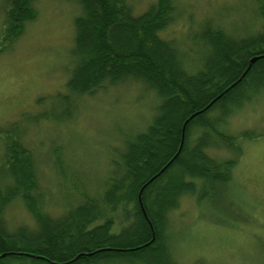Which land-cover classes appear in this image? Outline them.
Returning <instances> with one entry per match:
<instances>
[{
  "label": "trees",
  "instance_id": "1",
  "mask_svg": "<svg viewBox=\"0 0 264 264\" xmlns=\"http://www.w3.org/2000/svg\"><path fill=\"white\" fill-rule=\"evenodd\" d=\"M35 1L2 0L5 47L38 18ZM69 1L81 13L74 21L69 94L60 97L70 104L71 96L133 79L156 93L158 105L145 130L125 133L114 148L99 191L83 189L79 202L69 207L66 201L59 217L47 211L34 155L22 142V124L37 126L49 121L48 114L23 116L0 131V264H175L166 234L169 214L187 197L206 212L220 208L243 142L259 135L253 130L235 135L225 127L264 90V0H251L257 9L250 23L257 31H248L242 21L235 32L245 37L238 40L225 27L230 22L206 19L185 48L161 36L180 15L179 0H155L138 16L130 0ZM194 43L205 48L203 57L193 58ZM66 118L71 117L57 121ZM209 151H228L233 158ZM62 164L58 169L65 174ZM17 199L35 225L9 228L4 212Z\"/></svg>",
  "mask_w": 264,
  "mask_h": 264
},
{
  "label": "rangeland",
  "instance_id": "2",
  "mask_svg": "<svg viewBox=\"0 0 264 264\" xmlns=\"http://www.w3.org/2000/svg\"><path fill=\"white\" fill-rule=\"evenodd\" d=\"M130 2L134 12L141 14L155 0ZM239 2L179 0L177 21L161 36L190 47L193 29H199L206 19L222 24L225 18L236 35L242 21L251 24L246 12L223 17L217 12L222 7L235 8ZM37 7L38 18L27 24L10 47L0 37V131L23 116L48 114L49 121L37 126L22 124V142L34 155L39 183L48 195L47 211L59 217L66 201L69 207L79 202L83 189L99 191L109 174L114 148L121 145L125 133L134 132L130 128L139 132L148 125L158 97L143 82L128 79L116 87L104 86L92 97L71 96L69 104L60 95L69 94L74 21L81 9L69 0H39ZM2 11L0 0V34ZM191 57H187L188 65ZM61 117L71 118L57 121ZM225 128L235 135L246 130L259 135L243 142L245 153L235 167L230 192L219 200L220 208L210 210L206 217L205 208L187 197L169 214L166 234L175 264H264V90L235 112ZM224 153L218 157L233 158ZM61 162L65 174L59 172ZM4 217L10 229L35 225L21 199L7 207Z\"/></svg>",
  "mask_w": 264,
  "mask_h": 264
},
{
  "label": "bare ground",
  "instance_id": "3",
  "mask_svg": "<svg viewBox=\"0 0 264 264\" xmlns=\"http://www.w3.org/2000/svg\"><path fill=\"white\" fill-rule=\"evenodd\" d=\"M39 2V0H36L35 2H34V7L36 6V8H37V10H38V7H37V3ZM133 7V6H132ZM257 9V5L255 4V3H253V1H251V0H240V2H239V5L237 6V7H235V8H226V7H222L218 12H217V15H220V16H224V14L225 13H233L234 15H236V14H238V13H240V14H242V15H244V12H246V14L244 15L245 16V18L246 19H248L249 17H250V19H252V16H254L255 17V10ZM2 13H3V22H4V16H5V14H4V8H3V11H2ZM38 13H39V11H38ZM134 14L136 15V16H138V15H140L139 13H136V12H134ZM247 14H250V16L248 17L247 16ZM225 20H226V22H229L226 18H225ZM261 20V19H260ZM230 26H231V24H228V25H225V27H226V29L228 30V31H231V28H230ZM203 27H204V25H203ZM245 28L248 30V31H251V32H255V31H257V28H258V26H254V25H251V24H247L246 23V25H245ZM235 37H237V39L238 40H241V39H243V37H245V35H243V33H237L236 35H235ZM195 44V43H194ZM203 49H205L200 43H196L195 44V48H194V50L195 51H193V58H196V57H203V54H205L204 53V51H203ZM254 59H256V57H254L251 61H250V63H252V61L254 60ZM198 60V59H197ZM75 63H76V61H74ZM250 63H249V67L251 66L250 65ZM254 63V62H253ZM74 63H73V67H72V69L74 68ZM248 67V68H249ZM248 70V69H247ZM118 85V84H117ZM117 85H112V84H108V83H106L105 84V88L107 87V86H111V87H116ZM104 88V89H105ZM108 88V87H107ZM106 88V89H107ZM106 91V90H105ZM98 92H96L95 94H86L87 96H90V97H92V96H95L96 94H97ZM155 115V113L153 114L152 113V115H151V118H150V120L148 121V124L151 122V119H152V117ZM148 125H146L145 126V128L147 127ZM145 128L143 129V130H145ZM129 130H132V131H137V130H133V129H129ZM143 130H141V131H143ZM140 132V131H139ZM3 149V148H2ZM224 152H228V151H224ZM224 152H212V151H209V154L210 155H212L213 157H218V155H219V153H224ZM1 153L3 154V150L1 151ZM1 153H0V155H1ZM228 153H231V152H228ZM244 153H245V151H243V153L241 154V156H240V159L243 157V155H244ZM224 155H225V153H224ZM37 169V168H36ZM142 207H143V205H142ZM213 209V208H212ZM211 209V210H212ZM214 210V209H213ZM209 211L210 210H208L206 213H205V216L207 217L208 215H209ZM143 212H144V215L146 216V211H145V209H144V207H143ZM167 232H169V230H167L166 231V233ZM155 235V234H154ZM120 264H124V263H120Z\"/></svg>",
  "mask_w": 264,
  "mask_h": 264
},
{
  "label": "water",
  "instance_id": "4",
  "mask_svg": "<svg viewBox=\"0 0 264 264\" xmlns=\"http://www.w3.org/2000/svg\"><path fill=\"white\" fill-rule=\"evenodd\" d=\"M256 61H257V58H256V59H254V60L252 61V63H250V65H252V64H253V62L255 63ZM185 126H186V123H185V125H184L183 133H184V130H185ZM140 200H141V197H140Z\"/></svg>",
  "mask_w": 264,
  "mask_h": 264
}]
</instances>
